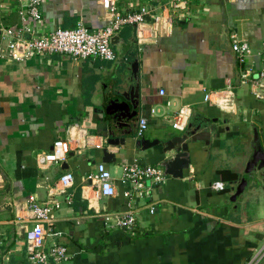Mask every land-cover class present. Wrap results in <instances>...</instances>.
<instances>
[{
    "label": "crops",
    "instance_id": "0c3cea01",
    "mask_svg": "<svg viewBox=\"0 0 264 264\" xmlns=\"http://www.w3.org/2000/svg\"><path fill=\"white\" fill-rule=\"evenodd\" d=\"M26 3L0 0V188L8 182L11 197V211L0 213V264L25 263L27 244L18 224L29 218L23 201L28 195L49 199L50 189L64 172L72 173V184L64 193L50 197L59 206L51 210L52 229L44 244L65 245L70 255L66 264L246 262L264 240V174L256 182L247 180L243 191L230 197L244 176L254 130L264 150V99L252 92L264 40V0H186L187 6L179 11L170 9L171 0H117L120 12L149 5L161 13L164 7L162 13L169 15L172 27L139 45L134 28L123 25L112 45V60L53 53L16 61L1 56L10 38L3 36L5 29L24 37L43 36L56 27H73L79 20L89 30L108 21L98 0H41L39 20L28 15L21 20L18 10ZM24 24L31 34L23 31ZM221 26L229 45L231 34L247 43L242 64L233 61L229 46L227 50L219 47ZM134 60L139 106L132 132L139 116L146 118L141 136L145 139L180 132L170 127L169 120L183 104L191 107L190 116L214 120L208 142L191 145L189 167L182 177L166 176L142 196L131 194L128 199L124 191L130 188L119 181L120 166L134 158L141 164H158L159 160L155 148L139 150L134 136H124L122 145L69 150L63 168L60 162L37 167L35 155L64 138L73 122L95 137L108 138L111 120L105 108L132 82L126 79L132 77ZM245 70L248 76L243 79ZM223 88L233 93L231 112L202 99L204 90ZM259 90L264 93V85ZM124 128H116V135ZM103 148L114 153L113 162L101 160ZM97 162L105 163L110 171L115 190L111 196L95 198V185L85 178ZM222 170L234 177L223 175ZM215 181L223 182L224 188L212 189ZM66 194H71L70 202L65 201ZM127 210L135 217L131 230L114 224L115 217ZM9 228L13 233L8 242Z\"/></svg>",
    "mask_w": 264,
    "mask_h": 264
},
{
    "label": "built area",
    "instance_id": "2783aa9c",
    "mask_svg": "<svg viewBox=\"0 0 264 264\" xmlns=\"http://www.w3.org/2000/svg\"><path fill=\"white\" fill-rule=\"evenodd\" d=\"M117 0H98L100 6L108 16L107 23L95 30H89L80 20L73 27H56L46 35H32L31 29L23 25V31L29 33L28 37L21 35L19 31L13 34L12 30L5 29L3 36L10 37L6 40L1 56H8L13 60L20 61L32 55L44 56L46 54H62L74 59L98 58L101 60H112L115 53L110 43V38L123 25H130L135 30V41L140 45L152 42L160 36L164 30L172 27L171 18L168 14L162 13L164 7L159 12L154 11L153 6L142 5L132 11L120 12L116 8ZM41 0H27L23 9L18 10L21 20L28 15L33 20H39V4ZM171 10L179 11L186 5V0H171L169 4ZM163 9V10H162ZM147 27V28H145ZM143 29L145 31H143ZM147 30V32H146ZM14 36V38H12ZM230 48L234 52L235 59L242 64L247 56L248 45L245 41L239 40L235 34L230 36ZM259 66L256 78L252 79L254 86L253 94L258 99H264V93L259 88L264 85V40L259 48ZM248 72L241 73L243 79L247 78ZM159 94H163L159 90ZM203 101L212 103L219 109L231 112L233 109V93L228 88L204 90ZM191 114V107L183 104L171 113L169 125L171 128L182 132ZM134 132L136 139L140 138L146 129V118H137ZM106 144V139L101 136L95 137L88 133L82 126L73 122L68 125L65 136L62 139L53 141L50 151L39 152L35 155L37 167L44 169L51 164H56L65 159L69 150L80 152L84 148H102ZM165 175L163 169L158 164H141L137 159L120 166L119 181L127 185L130 190L124 191L129 199L131 194L142 196L152 186L164 182ZM90 184L95 185L93 196H111L115 193L112 184V177L109 169L103 162H97L93 172L86 177ZM73 175L70 172L62 173L58 178L57 186L50 189L47 200H37L32 195L24 199V208L28 211L29 218L22 221L19 226L23 229L26 241V257L24 264H66L69 260V252L65 245L51 243L45 246V237L52 229L51 210L59 206V202L50 198L55 193H64L65 188L72 184ZM211 188L222 190L223 182L215 181L211 183ZM65 201L70 202L71 194H66ZM89 200V198H87ZM153 207H149V213L153 212ZM105 220L109 219L105 215ZM27 222H30L29 225ZM116 226L131 230L135 226V217L132 211L127 210L114 219ZM264 241V240H263ZM264 254V242L262 246L243 264H257Z\"/></svg>",
    "mask_w": 264,
    "mask_h": 264
},
{
    "label": "water",
    "instance_id": "95a60500",
    "mask_svg": "<svg viewBox=\"0 0 264 264\" xmlns=\"http://www.w3.org/2000/svg\"><path fill=\"white\" fill-rule=\"evenodd\" d=\"M117 42V36L114 34L110 38V43L115 45ZM230 45L227 41V31L224 26H221L219 32V47L223 50H227ZM231 49V48H230ZM232 51V50H231ZM233 52V51H232ZM233 61L235 57L233 56ZM135 65L134 60L131 64L132 77L126 80H132L123 90H120L119 94L121 97L111 98L105 108L106 114H109L111 123L107 126L106 143L110 145H122L124 144V139L126 137L132 138L134 132H132V127H134V120L137 114V108L139 106V89L138 82L135 76ZM118 92V91H117ZM111 109V110H108ZM214 120L208 118H195L193 115L190 116L185 129L178 133H163L164 136L159 138H153L152 140L140 137L134 140V145L138 147L139 150H147L149 148H155V155L159 156L158 165L162 167L165 176L170 178H181L183 175V170L188 169L190 163V150L191 145L198 141L208 142L211 133L214 132ZM120 122V123H119ZM119 126L125 127L120 135H116V128ZM251 154L245 164L244 176H241L236 182V187L230 197V199L235 198L239 193H241L247 184V180L251 178H259L260 175L264 174V150L259 145L257 140L256 131L252 133ZM50 151V150H49ZM114 153L102 149L101 160L104 162H113ZM60 167L65 166L63 161H60ZM11 211V197L9 195V184L6 183L4 188H0V213ZM13 229L9 228V241L12 239Z\"/></svg>",
    "mask_w": 264,
    "mask_h": 264
},
{
    "label": "rangeland",
    "instance_id": "374dc122",
    "mask_svg": "<svg viewBox=\"0 0 264 264\" xmlns=\"http://www.w3.org/2000/svg\"><path fill=\"white\" fill-rule=\"evenodd\" d=\"M113 47H114V46H113ZM177 133H178V132H177ZM251 179H252V180H255L254 177L251 178ZM253 182H255V181H253ZM263 242H264V241H261V243L259 244V246L256 248L255 252L259 250V248L262 246ZM255 252H254V253H255ZM254 253H253V254H254ZM257 264H264V254H263L262 257L259 259V261H258Z\"/></svg>",
    "mask_w": 264,
    "mask_h": 264
},
{
    "label": "trees",
    "instance_id": "16d2710c",
    "mask_svg": "<svg viewBox=\"0 0 264 264\" xmlns=\"http://www.w3.org/2000/svg\"><path fill=\"white\" fill-rule=\"evenodd\" d=\"M222 174L223 175H227L228 174V177H234V173H231V172H229L227 170H222Z\"/></svg>",
    "mask_w": 264,
    "mask_h": 264
}]
</instances>
